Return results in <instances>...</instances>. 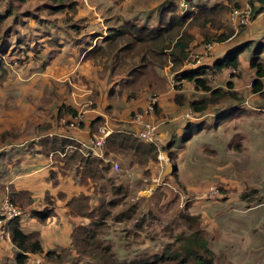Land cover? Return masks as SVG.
Returning <instances> with one entry per match:
<instances>
[{"label":"crops","instance_id":"obj_1","mask_svg":"<svg viewBox=\"0 0 264 264\" xmlns=\"http://www.w3.org/2000/svg\"><path fill=\"white\" fill-rule=\"evenodd\" d=\"M229 1L190 0L182 8L171 0H74L73 7L65 6L62 12H56L57 5L49 0H0V21L12 19L9 21L12 35L3 46L9 44V54L23 55L21 90L9 85V90H20L21 98L9 103L8 118L0 117V135L16 133L15 138L0 145V204L10 198L24 212L9 229L17 222L25 234L39 235L43 255L49 251L68 252L77 231L93 222L75 211L70 202L81 196L89 197L93 210L98 205L94 200L101 196L102 188H111V183L128 188L131 183L139 184L149 192L152 186L168 185V179H172L169 172L174 170L184 175L187 210L196 216V226L206 233L217 262L264 264V168L256 171L257 178H253L256 179L253 189L261 196L253 201L239 197L236 187H225L224 183L220 187L224 198L204 197L212 189L200 183L203 180L199 174L204 169L199 165L189 167L191 156L201 158V137L207 136L205 128L202 129L205 125L209 131L240 125V135L237 127L230 129V134L222 136L218 145V152L229 153L231 159L238 151L239 155L251 158L250 140L264 143V77L259 79L261 92H254L257 75L251 66L256 50L262 47L259 60L264 69V12H258L260 3L256 0H232V4ZM219 6H228L230 12L235 7H254V20L245 28L234 29L226 14L220 22L224 28L219 34H231L221 42L206 43L197 28L191 31L194 41L187 61L176 72L171 60L174 42L168 41L167 36L165 42L171 48L164 50L162 63L151 48L139 52L142 43L152 42L138 39L146 38L147 31L166 28L175 15L183 17ZM20 13L26 19L18 22ZM239 49H242L237 55L240 65L236 70L218 71L213 67ZM144 53L148 54L146 62L152 65L141 70ZM191 54L199 55L201 62L191 60ZM199 70L198 78L206 79L213 91H229L237 97L217 102L203 115L193 111V117L187 118L189 102L207 99L211 92L197 89L187 80H181L182 86L175 90L172 81L179 72ZM13 76L21 80L20 75ZM135 77L152 78L155 84H135ZM228 83H233L232 90ZM195 90L199 96L193 93ZM153 94L159 96V103L150 120L163 125L159 143L153 145L163 159L159 163L145 154L143 145L152 144L134 142L130 134L133 114L144 109ZM86 107L83 124L70 128L72 117ZM14 109H21V113ZM104 124L114 131L110 137L123 134L130 140L123 142L122 152H112L108 150L109 137L105 158H97L100 161L97 171L94 164L86 162L96 158L86 156L82 144L98 135ZM191 125L197 126L196 131L184 137ZM181 134L183 143L174 150ZM234 141L238 142L235 147ZM259 150L256 158L264 161V148ZM168 154H173L174 161ZM117 159L123 167L124 162L129 164L122 176L118 175L121 167L115 172L108 163L113 160L120 165ZM189 173H194L191 182L187 181ZM130 177L128 181L126 178ZM46 211H52V215L41 222L35 215ZM7 258L15 259L11 231L0 243V262Z\"/></svg>","mask_w":264,"mask_h":264},{"label":"rangeland","instance_id":"obj_2","mask_svg":"<svg viewBox=\"0 0 264 264\" xmlns=\"http://www.w3.org/2000/svg\"><path fill=\"white\" fill-rule=\"evenodd\" d=\"M171 1L177 3L176 0ZM179 2L180 4L178 3V5L182 8L189 4V1L183 3L182 0H179ZM183 4H186V6H183ZM22 19L21 14L20 17L17 18V21H24L26 18ZM222 19L218 21V25H221V28L212 29L211 31L218 36L230 33L223 32L219 34V31L224 28V25L220 23L222 22ZM9 21L11 22L12 19L7 18L4 21H0V117L3 118V120L9 116V103H15L21 98L20 90L22 86L20 83H22L23 79L21 76L23 55L13 52L9 54V44L3 46L5 42L9 43V36L12 35H9ZM214 30H217V32ZM9 57H14L16 60L11 61ZM17 60L19 61V64ZM9 71H11V73ZM14 74L20 75L21 80L13 76ZM174 81L176 84L173 89L176 90L178 89L176 88L177 86H182V84H180L181 80L178 78L175 77ZM9 85L17 86L20 90H9ZM196 91L197 90L193 93L198 95ZM14 110H19L21 113V109ZM155 122L159 125L160 130L163 125L157 121ZM206 122L209 123L210 120L208 119ZM6 125H4V127H6ZM205 126L202 127V129L205 128L207 136L203 135L201 137V139H203L200 143L201 150L199 152L201 158H197V155L189 158L190 168H194V165H199L204 169V172L199 174L200 178L203 180V182L200 181L201 185L208 188L212 186L210 191L204 193V197H209L212 200L224 198V192L221 191L223 189L220 188L224 183L227 184L225 187H236L238 190L236 192L241 198H248L253 201L260 199V193L256 189V191L253 189L256 181V179L253 178H257V174H255L256 171L261 170V167L264 168V164L258 162V160L264 162L263 159L256 158V155L260 153L258 148H264V143L257 140H250L251 143L248 145V148L251 150V152H249L251 158L239 155L241 154V151H238L237 153L239 154H236V157L231 159L229 153H225V151L218 152V145L222 136L229 135L230 129H234L237 126L230 127L226 125L224 128L218 130L214 129L213 131L207 130V127ZM237 128L240 135V125H238ZM196 129L197 126L195 127V125H191V127L186 130L184 137H186L190 131H196ZM262 136L264 138V130L262 131ZM184 137L182 134L180 135L179 141L173 146L174 150L181 146ZM5 143L6 142L3 144ZM236 143L238 142L234 141L232 146L235 147ZM242 146L245 147L246 144L242 143ZM159 154V152L156 153L154 158L155 162L158 163L160 162L158 158ZM168 157L174 161L173 154H168ZM117 160L121 165L122 172L116 174L122 176L125 173V170L128 169L129 164L124 162L123 167L121 160ZM144 168L145 167H142V170ZM169 173L172 175V179L171 181L168 179V185L158 187L152 186L149 192L144 189L145 186L133 183H131L132 188L129 187L127 195L125 192L118 193L116 189H113L112 187L108 189V187L105 186V188H102L101 196L94 200L95 202H98V205H95L96 208L93 207L94 211L92 210L91 215L94 214V216L97 217L94 218L91 225H87L85 228H81L83 230L77 232L73 247L69 248L72 251H60L62 253L55 254L51 258H47L45 254H30L28 264H96V262L100 260L98 254L102 251L101 249L94 248L90 245V238L87 247L85 242L88 238H84L86 232H91V234L94 233V237H96L94 240L103 243L104 247L110 249V253L115 255L117 264H125L127 259H136L138 261L144 259L150 261L154 259L156 255L158 256L163 252L162 245L172 241L173 236H176L181 232H188L189 225L193 230L197 227L193 220L196 216H191L187 210L188 207L186 202L188 198L186 197L187 194L183 185L184 175L179 172L176 174V171L174 170ZM193 175L194 173H189L187 175L188 182L193 181ZM216 176H218V178ZM150 178L151 177H148V180L152 181ZM126 179L129 181V179L131 180V177ZM160 182L164 181L161 180ZM141 190L143 192H141ZM231 194L228 198L231 197ZM128 210L131 211L129 216L120 217V214L123 211ZM103 254L108 257L107 254ZM34 256H39L40 258H34ZM136 256H138V258H136ZM1 264H15V262L7 258L2 261Z\"/></svg>","mask_w":264,"mask_h":264},{"label":"trees","instance_id":"obj_3","mask_svg":"<svg viewBox=\"0 0 264 264\" xmlns=\"http://www.w3.org/2000/svg\"><path fill=\"white\" fill-rule=\"evenodd\" d=\"M52 1L57 5L56 12H62L65 6H74V0H49ZM190 1V0H189ZM260 3V8L258 12H264V0H256ZM253 1L251 4L253 5ZM229 4H232V0L229 1ZM238 8L235 7L234 10ZM253 10L254 7H252ZM228 6H219L213 10H201L199 13H192L187 16L180 17L175 15L169 25L164 29H154L147 31L146 38H138L142 42H149L150 43H142L141 48L139 50L143 51L144 49L150 48L153 50V54L156 56L158 62L162 63L164 60L162 58L164 50L170 49L169 45H166V36L168 41H173L174 46L172 47L171 52V60L173 62V70L174 72L181 69L184 63L187 61L188 54L190 51V46L194 41V37L191 34V31L195 28H198L201 34L203 35L206 43H213V42H221L225 41L229 38V35H216L212 33V29H220L221 25H218V21L222 19L226 14H230L233 10H231ZM256 13V11H255ZM254 13V14H255ZM242 49H239L233 53H230L226 58L223 60L217 61L214 64V68L218 71H222L223 69H237L239 67V62L237 60V55ZM262 47H259L255 52V57L251 61V66L256 70L257 79L253 82V90L254 92H261L262 84L260 82V78L264 77V69L263 64L259 60V56L261 54ZM148 54L142 56L141 65L139 69L144 70L148 66H151V62H146V57ZM200 74L199 71H194L192 73H185L179 72L178 79L179 80H187L189 82H193L197 89H201L203 91L211 92L209 98L204 99L202 101H190L189 107L192 109L196 115H203L204 113L210 110V107L215 105L217 102L221 100H226L229 98H234L236 96L234 93L225 92L221 93L220 90H212L207 85L206 79L198 78ZM136 83H148L150 86L154 85L155 82L152 78L149 77H135ZM233 83H228V88L230 90L233 89ZM135 94H131V97H134ZM237 97V96H236ZM178 103H183L178 101ZM130 136V135H129ZM132 136V135H131ZM16 133L14 131L3 133L0 135V145L7 141L9 138H15ZM134 142H137L138 139L133 136ZM129 138L127 135L123 134H115L110 139H108V150L112 152H122L120 151L123 145V142H129ZM136 140V141H135ZM132 142V141H131ZM146 147V153L148 154L153 160L155 158V154L158 153V150L153 145H143ZM108 154V152H107ZM86 162L94 164L96 166V170L99 171L98 165L100 161L96 159H88ZM107 169V168H106ZM94 174V173H91ZM99 176H102L103 173H99ZM114 179V178H113ZM111 187L116 189L118 193L125 192L127 195V191H129L128 187L124 185H116L115 183H111ZM12 201V200H11ZM15 205H17L14 201H12ZM90 204V198L86 196H81L80 198L74 199L70 202V205H73L75 211H77L83 217H90L94 220L97 216L91 215L92 209ZM112 204V203H110ZM18 206V205H17ZM91 211V212H90ZM94 211V210H93ZM108 211V210H106ZM131 213L130 210L123 211L120 214V217L129 216ZM52 215V211H46L45 213L39 215H35L41 222H45L46 218ZM102 218V217H100ZM190 219V218H189ZM196 221V218H193ZM145 222V221H144ZM191 223V222H190ZM188 232H181L176 236L172 237V241L168 243H164L162 245L163 252L158 256L150 261L142 260L138 261L136 259L130 260L127 259L125 264H220L217 263V257L214 252L209 247V241L206 236V233L196 227L193 230L190 225L188 226ZM83 229H79L81 231ZM11 231V239L12 243L15 248V264H28V259L30 254H43L44 250L37 234L27 235L25 234L19 227L18 223L15 222L14 226L9 229ZM77 231V232H78ZM84 238H88L85 244L88 247V242L90 238V245L94 248L101 249L102 252L98 254L100 260L96 262V264H117L115 255L110 253V249L108 247H104L103 243L97 242L94 240V233L86 232ZM83 238V239H84ZM93 238V239H92ZM106 242V241H104ZM107 256H104V254ZM55 252H47L45 255L47 258H51L54 256ZM138 258V256H136ZM1 264V262H0Z\"/></svg>","mask_w":264,"mask_h":264},{"label":"built area","instance_id":"obj_4","mask_svg":"<svg viewBox=\"0 0 264 264\" xmlns=\"http://www.w3.org/2000/svg\"><path fill=\"white\" fill-rule=\"evenodd\" d=\"M176 1L177 4H180L179 0ZM182 1L185 3L189 0ZM183 6H186V4H183ZM254 16L255 14L251 6L244 7L242 9H235L229 14V23L234 29H241L249 26L253 22ZM208 48H210V46ZM190 59L195 60L196 63L201 62V57L199 55L191 54ZM175 84L176 83L173 80V87ZM158 103V95H150L147 101V106L144 109L134 113L130 120V134L135 136L141 142L152 145H157L159 143V125L155 121L150 120V117L155 115ZM87 109L88 107H86L81 112H77L72 117V120L68 123L70 128L76 129L83 124ZM186 112L187 113L185 116L187 118L193 117L192 109ZM113 132L114 131L110 129L108 125L104 124L100 128L98 135L93 137L90 141L82 144V150L84 154L89 157L93 156L98 159H104L106 142ZM159 160H163L161 156L159 157ZM108 163H110L115 172L120 171V165L117 162L111 160ZM23 214V210L19 206L15 205L10 198L5 199L0 204V243L5 241V239L8 237L10 225L22 217Z\"/></svg>","mask_w":264,"mask_h":264}]
</instances>
